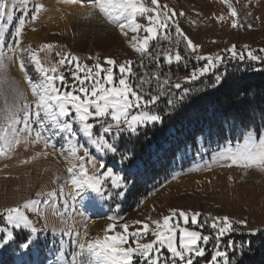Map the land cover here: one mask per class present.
<instances>
[{"label": "snow or ice", "instance_id": "snow-or-ice-1", "mask_svg": "<svg viewBox=\"0 0 264 264\" xmlns=\"http://www.w3.org/2000/svg\"><path fill=\"white\" fill-rule=\"evenodd\" d=\"M66 4L79 3L81 6L89 5L87 18L93 19L97 14L105 18L108 22L115 24L122 35L129 36L131 47L142 57L147 56L150 61L156 62L163 57L167 64L184 62L186 58L177 50H164L157 46L155 51H150L152 41H159L162 37L169 44L179 45L181 40L185 42V51L197 53L200 45L195 44L188 38L181 29L177 16H184V12L177 13V10L170 8L167 4H161L160 0H62ZM230 9V15L238 18L237 9L232 5L231 0H224ZM20 6L25 11L23 18L19 20V25L12 33L13 43L6 42V35L9 26L14 20V10L17 7L16 0L9 5L4 0H0V155L8 156L13 153L21 143H42L47 155L49 147L55 148L52 137H62L67 147L61 149V155L67 161V178L58 186V190L48 193H38L44 196V209L51 208L53 215L60 218L65 225H68V212L71 210L75 220L77 209L75 201L83 199L85 193L92 192L102 199H111L113 195L123 196V191L113 192L112 189H124L127 187L125 177L106 167L102 161L92 155L91 149L103 155L111 153L119 154L120 163L132 162L133 156L129 152H120L117 141L123 133L131 136H139L140 129L148 125L162 124L164 117L159 112L150 110V106L156 105L161 96L170 94L172 88L181 89L180 82L172 83L170 74L164 75L157 71L154 79L160 85L158 94L145 95L138 90L140 85L134 87L131 78L134 77L132 60L122 63L114 58H106L104 67L100 63L89 67L87 64L81 65L79 57L69 53L61 57L57 53L58 59L55 65L45 67L36 51L31 46L21 47L20 37L23 35V28L27 21H36L40 13L45 10V5L33 0H19ZM32 4L31 15L28 12V5ZM140 19L147 23H140ZM222 21L223 16L219 17ZM174 27L175 38L169 29ZM233 28L238 27V19H233ZM252 25L249 24L248 28ZM146 33L140 36V33ZM44 49L51 50L53 45L46 44ZM247 48V46H245ZM231 57L241 61L246 58L250 61H261V56L254 54L251 50L247 53L237 51L236 45L230 49ZM260 51L264 52V49ZM26 59L36 66V71L40 74L38 79L28 76L26 69ZM221 55H199L195 56L196 61H206L200 67L193 69L189 75L182 79L186 83L199 81L207 73L214 70L219 64L224 62ZM18 63L19 68L24 72L34 96L33 101H28L27 96L19 85V82L12 79L9 68L12 64ZM74 66L72 72L73 79L77 82L72 84V90H62L68 85L65 74L59 68L65 64ZM143 66V65H142ZM118 68L119 77L114 69ZM83 73V75H81ZM223 75H216L210 87L216 89L222 86ZM144 81H141L143 84ZM165 86H168L165 88ZM200 92L199 88H183L185 95L168 99L167 104L175 108L179 101L185 100L190 92ZM136 111H133V110ZM22 125V127H21ZM97 125L99 126L97 128ZM222 134V130H221ZM85 142L82 143L81 139ZM89 145V146H86ZM82 153V154H81ZM35 159V157H33ZM27 163L28 161H24ZM213 166L220 167H241L245 170L258 168L264 170V134L256 131H245L242 140L233 144L226 143L220 151L216 152L212 161L204 164V170L210 171ZM60 180L59 175L56 176ZM110 181L111 189L108 188ZM69 191H65L69 187ZM70 197L63 202V210L59 205V196ZM39 199L26 201L21 206L8 207L4 209V219L8 226L0 227V249H4L16 240L15 229H28L31 236L17 245L23 251H28L34 245L37 234L42 229H38L36 222L29 218L25 210H29L43 216L47 220L45 210L40 207ZM200 213L186 212L182 209H170V214L162 217V220L149 222L135 221L142 225L141 228L129 232V225L123 224V231L114 235H105L102 239H88L87 227L81 231L76 230L73 225L62 230L63 235L71 236L73 232L77 237L76 249L70 254L62 249L59 253L60 260L64 264H195L197 258L206 255V246L211 240L219 244L222 237L234 231V222L228 217H212L211 228L215 230V236L203 235L199 231H190L187 227H180L181 220L187 225L199 224ZM115 220V217H109ZM242 225H247L246 220L239 221ZM154 225V227H152ZM47 226V224L45 225ZM116 224L108 225V232H113ZM179 230V243H177V231ZM53 232L55 229L53 228ZM151 234L154 239L149 242L141 240ZM130 238L134 242L129 243ZM230 256L228 251L217 247L210 257V264H241L235 259V247ZM242 247V246H241ZM166 249L169 257H162V250Z\"/></svg>", "mask_w": 264, "mask_h": 264}, {"label": "rangeland", "instance_id": "rangeland-1", "mask_svg": "<svg viewBox=\"0 0 264 264\" xmlns=\"http://www.w3.org/2000/svg\"><path fill=\"white\" fill-rule=\"evenodd\" d=\"M4 2L11 5L13 0H4ZM33 2L44 4L45 10L40 13L36 21L29 20L25 23L23 35L20 37V46L30 45L45 63V67L55 65L59 58L69 53L79 57L82 66L87 64L89 67L96 63L108 67L105 64L106 58H114L118 63H122L132 60V55L137 53L129 43L133 34L129 32L127 37L122 35L115 24L108 22L99 14L93 19L87 18L88 4L84 6L79 3L66 4L62 0H33ZM146 2L150 3V0ZM16 3L14 20L6 35L8 44L13 43L12 33L19 25V20L23 18L25 11L20 6L19 0H16ZM160 3L176 9L177 13L181 11L185 13L184 16L178 15L177 21L184 34L195 44L200 45L198 52L192 53L194 57L199 54L232 58L230 52L225 51L232 45H236L238 52L243 51L246 54L248 50H251L254 54L261 56L257 54V51L260 49L261 39H264V0H231L232 5L237 9L238 18L230 15V9L224 0H160ZM32 6V4L28 5L29 15H31ZM221 16L224 17L222 21L219 19ZM233 19H238L237 28L231 26ZM140 23L147 22L140 19ZM249 24L252 25L251 28H248ZM171 29L174 27L170 26L169 30ZM145 34L141 32L140 36ZM46 44L53 45V48L44 49L43 46ZM57 53H60L61 57H58ZM198 62L202 64L197 68L206 63V61ZM26 69L28 76L34 80L39 78L40 74L36 71L35 64L27 59ZM59 70L65 74L68 81V85L62 90H72L70 86L77 83L72 77V72L76 71L74 66L66 63ZM21 71L18 63L12 64L9 68L10 77L19 82L28 101L31 102L34 96L24 72L22 71L21 74ZM114 72L117 73L118 78V68L114 69ZM180 80L181 84L186 83L182 78ZM2 135L3 132H0V136ZM51 142L55 144V148L49 147L47 155L43 154L45 149L42 143H21L10 155H0V227L8 226L4 219V209L8 207L21 206L26 201L39 199L41 209L45 210V197L37 194L58 190V186L67 178V161L61 155L62 147L66 148L67 145L62 137H52ZM81 142L84 143L85 140L82 138ZM202 142V140L199 141V151L195 154L191 165L185 170L176 171L168 183L154 191L133 213L119 215L120 204L124 201L130 187L128 183L124 189H112L113 192L123 191L124 195H113L111 199H102L90 191L85 193L83 199L78 198L75 201L77 214L74 221L71 219L73 213L69 210L68 225L53 215L51 208L45 210L46 221L43 216L25 210L29 218L36 222L37 228L42 230L38 232L34 245L28 251L18 248L19 243L15 240L4 249H0V257L10 255L14 259V264H64L59 257L60 251L63 249L66 254H70L76 249L77 240L75 232L71 236L62 234V230L68 226L74 224L75 229L81 231L82 239V230L85 226L88 239H102L106 234L114 235L116 232H122V225L125 223L129 225V232H132L142 227L135 223L137 220L149 223H151L149 218L152 221L162 220V217L169 215L170 209L174 208L189 212L190 215L200 213V216L204 215L203 222L210 213L213 217L228 216L234 222L235 230L221 239L233 233L256 232L264 228V170L258 168L245 170L237 166H213L210 171L204 170V164L211 162L216 152L207 155L209 148H205ZM91 152L97 161H102L106 167L113 168L119 174L124 167L132 169L126 163L112 160L111 153L103 155L96 152L94 148ZM191 156L189 151L183 153L181 159L186 157L190 159ZM57 175L61 177L60 180L56 179ZM107 186L111 189L110 181ZM69 190H71L70 186L65 188L66 192ZM65 199H68L70 204L73 203L70 197L59 196L61 210H63ZM109 217L116 219L111 220ZM242 220L247 221L246 226L239 223ZM113 223L116 224L115 230L108 232V225ZM180 227H187L190 231H199L206 235L200 223L189 222L185 225L181 220ZM204 230L208 231V228L204 227ZM14 232L19 235V241L31 236L28 229H15ZM179 235L178 230L177 243H179ZM208 235L215 236V232ZM152 239L154 237L148 234L141 242H149ZM129 243L134 246L131 238ZM217 247L221 249V240L219 244L215 240L209 241L206 246V255L197 258L195 264H210V257ZM161 256L170 258L166 249L162 250Z\"/></svg>", "mask_w": 264, "mask_h": 264}, {"label": "trees", "instance_id": "trees-1", "mask_svg": "<svg viewBox=\"0 0 264 264\" xmlns=\"http://www.w3.org/2000/svg\"><path fill=\"white\" fill-rule=\"evenodd\" d=\"M169 33L175 38L174 29L169 30ZM151 44L150 51H155L157 46L164 50L178 49L185 56L186 65L184 62L169 65L161 57L157 66L147 56L134 53L132 61L135 75L131 81L134 87L140 85L138 90L145 95V99H148L149 94H158L160 85L154 79L158 70L163 73L161 80L164 75L170 74L172 83H175L202 64L195 61L192 53L185 51L183 40L177 46L161 37L158 42L152 41ZM261 49H264V39H261L257 51L262 56L260 62L228 58L199 81L183 83L181 89L172 88L170 94L161 96L156 105L150 106V110L164 117L162 124L141 128L139 136L122 134L117 141L118 149L120 152H129L133 161L126 162L132 169L124 167L120 171L130 187L120 204L119 215L135 212L154 191L168 183L176 171L187 169L199 151L200 140L205 148H209V155L218 152L229 141L235 144L242 140L246 130L260 134L264 132V52ZM216 75H223L224 82L213 89L210 84ZM141 81L144 83L141 84ZM183 88H199L203 91L190 92L185 100L172 108L167 104L168 99L173 98L172 94L176 97L185 95ZM189 151L192 154L190 159H181L182 154ZM111 158L120 162L119 154H112ZM208 216L205 222L202 221L204 215L199 219L206 235L215 232L210 226L213 214ZM18 236L16 234L18 243L25 241H19ZM221 242V249L228 251L230 256L234 245L235 259L241 264H264V228L256 232L233 233L221 239ZM0 264H14V259L10 255H3Z\"/></svg>", "mask_w": 264, "mask_h": 264}, {"label": "bare ground", "instance_id": "bare-ground-1", "mask_svg": "<svg viewBox=\"0 0 264 264\" xmlns=\"http://www.w3.org/2000/svg\"><path fill=\"white\" fill-rule=\"evenodd\" d=\"M20 73L22 74V71Z\"/></svg>", "mask_w": 264, "mask_h": 264}]
</instances>
